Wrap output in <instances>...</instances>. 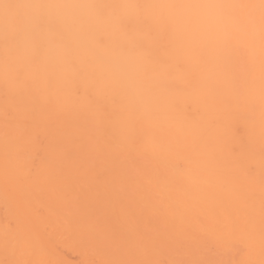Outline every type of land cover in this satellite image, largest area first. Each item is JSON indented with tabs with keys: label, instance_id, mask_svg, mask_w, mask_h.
Here are the masks:
<instances>
[{
	"label": "clouds",
	"instance_id": "9594fccd",
	"mask_svg": "<svg viewBox=\"0 0 264 264\" xmlns=\"http://www.w3.org/2000/svg\"><path fill=\"white\" fill-rule=\"evenodd\" d=\"M0 264H264V0H0Z\"/></svg>",
	"mask_w": 264,
	"mask_h": 264
},
{
	"label": "bare ground",
	"instance_id": "6f19581e",
	"mask_svg": "<svg viewBox=\"0 0 264 264\" xmlns=\"http://www.w3.org/2000/svg\"><path fill=\"white\" fill-rule=\"evenodd\" d=\"M68 258L69 259H72L73 258L72 255H71V253L68 254Z\"/></svg>",
	"mask_w": 264,
	"mask_h": 264
}]
</instances>
